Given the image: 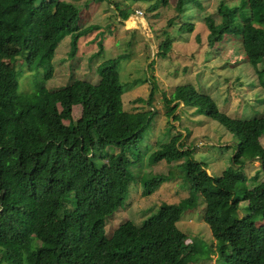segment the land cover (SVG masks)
<instances>
[{
	"label": "trees",
	"instance_id": "1",
	"mask_svg": "<svg viewBox=\"0 0 264 264\" xmlns=\"http://www.w3.org/2000/svg\"><path fill=\"white\" fill-rule=\"evenodd\" d=\"M147 1L154 7L168 0ZM182 2L176 0L177 6ZM243 2L220 9L218 23L209 16L206 41L213 45L230 34L239 36L244 58L262 74L264 88V66L257 68L264 61V0ZM19 4L26 15L16 10ZM114 6L122 19L128 16ZM96 27L82 24L79 8L69 0H0V57L8 43L23 45L28 70L38 69L29 92H19L12 69L0 71V264H192L209 252H217L226 264H264V112L231 116L192 84L178 85L173 95L164 96L166 114L182 101L218 121L235 138L230 161L243 168L258 160L263 177L252 176V185L245 187L237 186L236 176L249 179L243 171L214 176L194 156L192 145L182 141V132L172 134L148 161H180L189 189L204 201L203 219L213 245L190 240L177 225L184 207L166 201L139 224L127 218L107 234L106 219L125 201L135 179L133 165L143 158L144 131L156 112L124 107L122 54L97 64L96 83L73 77L54 89L46 85L60 37L69 34L66 57L72 58L80 37ZM171 45L170 38H163L156 53L165 54ZM173 100L178 101L168 106ZM184 130L187 135L185 125ZM169 179L167 173L141 172L142 193L151 194ZM35 239L42 243L36 250L31 248ZM42 251L51 254L41 256Z\"/></svg>",
	"mask_w": 264,
	"mask_h": 264
},
{
	"label": "rangeland",
	"instance_id": "2",
	"mask_svg": "<svg viewBox=\"0 0 264 264\" xmlns=\"http://www.w3.org/2000/svg\"><path fill=\"white\" fill-rule=\"evenodd\" d=\"M69 1L79 8L82 24L94 23L99 27L80 37L77 54L72 58L66 57L69 34L60 37L53 58L54 73L46 85L54 89L70 83L73 77L96 83L97 64L122 54L119 76L125 83L124 107L128 110L151 108L156 112L149 130L144 131L143 158L133 165L135 179L129 183L125 201L106 219L107 234L124 219L130 218L139 224L163 201L175 202L184 207L177 221L178 227L187 233L190 240L200 239L205 247H210L214 240L208 223L203 219L204 201L189 189L180 161L166 162L162 159L150 163L148 155L172 134L182 132V141L192 145L194 156L204 161L212 175H234L243 171L249 179L242 174L236 178L237 186L245 187L252 185V176H257L258 180L263 177V172L257 167L258 160L247 162L243 168L230 161L235 138L221 123L178 100L169 102L168 106L177 101L178 105L171 115H167L164 99L165 95H173L178 85L192 84L199 93L209 94L219 109L231 116L252 118L262 115L264 88L260 79L263 76L244 58L240 37L230 34L213 45L206 41L209 16L218 23L222 20L220 9L230 8L243 0H183L179 6L176 0H168L166 4L154 7L152 1L147 0ZM114 5L128 11V16L122 19ZM16 10L26 15L23 5H17ZM137 10L142 12L137 13ZM165 37L171 39L172 45L165 54L159 55L156 51ZM8 44L1 51L0 71L12 69L19 92L32 91L38 69L28 70L23 45ZM263 66L264 61H261L257 68ZM152 84L155 86L153 96L147 103ZM137 97L144 100H137ZM78 113L79 106H76L75 114ZM184 125L189 129L187 135ZM260 140L264 144V135ZM110 152L111 148L100 153V159L105 160ZM148 170L167 173L170 179L151 194L144 195L139 175ZM41 244L35 239L31 248L36 250ZM216 253L209 252V256H201L192 264H226L216 258ZM49 254L51 252H41V256Z\"/></svg>",
	"mask_w": 264,
	"mask_h": 264
},
{
	"label": "built area",
	"instance_id": "3",
	"mask_svg": "<svg viewBox=\"0 0 264 264\" xmlns=\"http://www.w3.org/2000/svg\"><path fill=\"white\" fill-rule=\"evenodd\" d=\"M138 12L140 13L141 11H140V10H138Z\"/></svg>",
	"mask_w": 264,
	"mask_h": 264
},
{
	"label": "clouds",
	"instance_id": "4",
	"mask_svg": "<svg viewBox=\"0 0 264 264\" xmlns=\"http://www.w3.org/2000/svg\"><path fill=\"white\" fill-rule=\"evenodd\" d=\"M140 11H141V10H140ZM141 12H142V11H141ZM137 13H139L138 10H137Z\"/></svg>",
	"mask_w": 264,
	"mask_h": 264
},
{
	"label": "crops",
	"instance_id": "5",
	"mask_svg": "<svg viewBox=\"0 0 264 264\" xmlns=\"http://www.w3.org/2000/svg\"><path fill=\"white\" fill-rule=\"evenodd\" d=\"M115 7V6H114ZM133 14V16H134V13H132Z\"/></svg>",
	"mask_w": 264,
	"mask_h": 264
}]
</instances>
